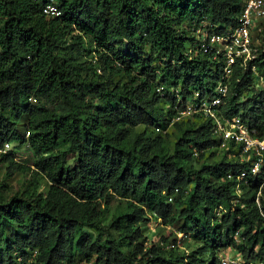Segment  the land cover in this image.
Masks as SVG:
<instances>
[{
  "label": "trees",
  "instance_id": "16d2710c",
  "mask_svg": "<svg viewBox=\"0 0 264 264\" xmlns=\"http://www.w3.org/2000/svg\"><path fill=\"white\" fill-rule=\"evenodd\" d=\"M52 3L59 16L43 12ZM242 7L243 0H0V148L18 142L34 154L31 163L0 152L6 177L33 175L22 193L0 190V264H221L226 249L264 260V165L253 175L233 141L226 153L235 157L215 160L221 140L204 112L174 121L224 79L212 52H190L195 31L206 20L223 32ZM252 66L264 78V43L247 67L236 65L217 108L262 139L264 84ZM170 125L180 133L173 143ZM243 168L246 183L237 178ZM152 220L180 223L196 248L168 254L171 234L149 242Z\"/></svg>",
  "mask_w": 264,
  "mask_h": 264
},
{
  "label": "built area",
  "instance_id": "2783aa9c",
  "mask_svg": "<svg viewBox=\"0 0 264 264\" xmlns=\"http://www.w3.org/2000/svg\"><path fill=\"white\" fill-rule=\"evenodd\" d=\"M43 12L50 16H59L61 10L56 4H48L44 7ZM217 27L216 24L206 20L202 21L200 27L195 31L197 37L195 48L191 51L212 52L214 60L223 62V78L216 86V94L210 99H201L198 102L189 104L183 111H180L175 119L180 120L183 115H192L198 112H204L215 123V135L220 138V147H229L230 142H235L241 149L240 160L249 161L255 155L256 160L252 161L251 172L253 175L260 172L264 163V137L262 139L255 137L248 124L240 117H226L218 113L217 105L220 104L222 98L226 96L230 88V78L234 72L236 65L247 67L248 62L254 59L258 54V49L254 47L255 36L262 33L264 28V0H243L242 10L237 18V22L226 27V29L217 33L210 31ZM252 73L255 80L260 84H264V78L257 70L256 66H252ZM164 86L159 87V91H163ZM198 95V94H196ZM10 146L9 142L5 143L0 152ZM197 155V153H195ZM250 174L244 168L241 169L237 178L245 180ZM232 177V173L228 175ZM240 184L237 185L236 191L241 192ZM172 201V197L169 198ZM259 202V200H258ZM264 216V213H263ZM238 239V233L235 234ZM221 264H264V260L242 261V254L226 249L220 252Z\"/></svg>",
  "mask_w": 264,
  "mask_h": 264
},
{
  "label": "rangeland",
  "instance_id": "374dc122",
  "mask_svg": "<svg viewBox=\"0 0 264 264\" xmlns=\"http://www.w3.org/2000/svg\"><path fill=\"white\" fill-rule=\"evenodd\" d=\"M264 43V34H259L255 36L254 40V47L258 49V55L260 53L261 47ZM147 48H150V45L147 46ZM94 51L89 54L88 56H94ZM160 64L159 61L155 63V65ZM32 102H35V98L30 99ZM169 105V104H168ZM168 105L166 104H160L159 106L168 108ZM191 118V115H183L182 119L177 120L174 119V121H187ZM166 134H168V139L171 143L175 141V139L179 136V131L176 129L174 125H170L168 130L165 131ZM227 147L217 149V156L215 160L221 159L226 153ZM13 152L15 157L20 161L23 159H29L32 163L34 160V154L30 149V146L28 144H19L18 142H10V146L7 147L5 150L2 151V153H9ZM235 157L234 154L230 153L229 157ZM237 157V156H236ZM231 158V157H230ZM203 160H196V164H200ZM195 162V161H194ZM6 166L7 161L0 160V190L3 192H6V194L14 195L16 193H22L24 190L28 189L31 185V182L33 181V175L29 171H16L14 175L9 179V177H6ZM9 184V185H7ZM49 187V183L46 179L42 181L41 189L43 191H46ZM180 223L175 224H169V225H160L157 221L152 220V222L149 223V225L146 224L145 233L146 236L149 239V242H155V243H162V238L165 235L171 234V237L169 238V241L166 244H163L165 246L166 252L173 253L174 255H181V254H190L193 252V250L196 248L194 245V241L187 235H185L182 232H179L178 226ZM174 238H177V243H173L172 240ZM241 260L244 261V258L241 257Z\"/></svg>",
  "mask_w": 264,
  "mask_h": 264
},
{
  "label": "clouds",
  "instance_id": "9594fccd",
  "mask_svg": "<svg viewBox=\"0 0 264 264\" xmlns=\"http://www.w3.org/2000/svg\"><path fill=\"white\" fill-rule=\"evenodd\" d=\"M9 143H10V142H9ZM253 156H255V155H253ZM253 156H252V157H253ZM252 157H251L250 160H249V161H251V162H252V160H253ZM257 157H258V156H257ZM255 160H256V159H255ZM253 161H254V160H253ZM263 165H264V163H263ZM263 165H262V166H263ZM261 169H262V167H261ZM260 171H261V170H260ZM236 192H237V191H236ZM237 194H238V193H237ZM241 194H242V190H241V192H240L238 195H241ZM259 195H260V193H259ZM258 200H259V198H257V202H258ZM258 204H260V201L258 202ZM220 214H221V212H220ZM222 251H223V250H222ZM219 254H220V253H219ZM219 258H220V255H219ZM249 260H250V259H249ZM251 260H252V259H251ZM220 263H221V261H220Z\"/></svg>",
  "mask_w": 264,
  "mask_h": 264
}]
</instances>
